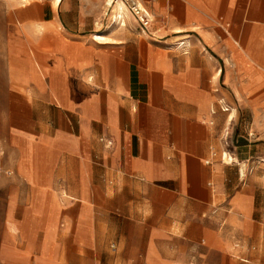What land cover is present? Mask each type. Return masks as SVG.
<instances>
[{"label": "crops", "instance_id": "0c3cea01", "mask_svg": "<svg viewBox=\"0 0 264 264\" xmlns=\"http://www.w3.org/2000/svg\"><path fill=\"white\" fill-rule=\"evenodd\" d=\"M137 1L0 0V264H264V0Z\"/></svg>", "mask_w": 264, "mask_h": 264}, {"label": "rangeland", "instance_id": "374dc122", "mask_svg": "<svg viewBox=\"0 0 264 264\" xmlns=\"http://www.w3.org/2000/svg\"><path fill=\"white\" fill-rule=\"evenodd\" d=\"M132 20H133V18H132ZM228 96L231 100L233 99L231 94H228ZM221 101L222 102H219L221 105L220 106L221 109L223 110L224 108H228V112L227 113H226V111L224 112L226 114H224V119H223V130L227 129V128L229 129L230 133H232V135H233V144L236 147L242 143L243 138H241V136H240L241 133L245 129H247L249 132H250V130H252V120H254V118L248 109H244L242 111V109L235 107L234 104L228 106V104H226L223 100H221ZM221 109L218 106V110L221 111ZM233 113H234V116L232 118V121L230 123H228V117L230 114H233ZM243 119L246 120V123H247L246 125H242L241 121ZM229 156H230V158H229ZM225 158H226L225 159L226 162L234 163L233 155L229 154ZM258 200H259V204H262L264 201V195H260ZM253 238H254V240H257L258 237H256V235H254ZM220 259H221V256L219 255L218 264H220ZM205 264H209V263H205ZM248 264H258V263H248Z\"/></svg>", "mask_w": 264, "mask_h": 264}, {"label": "built area", "instance_id": "2783aa9c", "mask_svg": "<svg viewBox=\"0 0 264 264\" xmlns=\"http://www.w3.org/2000/svg\"><path fill=\"white\" fill-rule=\"evenodd\" d=\"M116 3H119L126 11L140 26L141 30L147 31L152 22V15L151 13L143 7L137 0H106V5L108 7H113ZM125 15L122 13L117 14L116 21L117 23H121L124 20ZM224 111H228V108H224ZM215 155V153H213ZM227 156L228 154L225 153ZM230 158V156H229Z\"/></svg>", "mask_w": 264, "mask_h": 264}]
</instances>
